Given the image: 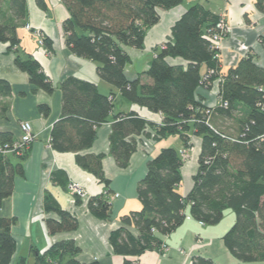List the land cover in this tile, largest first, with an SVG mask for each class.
<instances>
[{"label": "trees", "instance_id": "16d2710c", "mask_svg": "<svg viewBox=\"0 0 264 264\" xmlns=\"http://www.w3.org/2000/svg\"><path fill=\"white\" fill-rule=\"evenodd\" d=\"M185 1L63 0L70 14L63 23L68 49L95 63L101 80L118 89L128 102L162 114L163 123L156 126L135 112L112 117L114 94H102L95 84L69 77L60 84L62 115L52 129L51 147L60 153H75L78 165L108 187L105 155L81 153L93 146L97 129L111 118L110 154L122 168L137 151L136 137L148 126L154 130L156 142L177 136L185 149L190 148L193 136L200 137L199 168L186 196L179 191L184 162L179 150L164 147L149 160L146 176L137 188L142 208L123 216L121 226L111 233L113 253L125 257L123 264H139L127 257L165 249L163 238L185 222L188 208L191 218L205 226L219 224L231 210L235 223L224 236L227 249L244 264H264V68L249 54L221 75L219 50L208 39L209 29L221 17L194 3L174 24L171 37L155 50L146 72L130 79L125 71L131 58L124 48L143 49L148 31L160 22L158 9L168 11ZM255 5L264 13V0H256ZM27 19V0H0V42L9 44L16 66L29 75L35 90L51 94L54 86L39 62L20 48L17 30ZM41 39L51 51L52 42ZM168 58H182L188 64L173 66ZM216 80L220 84L219 104L210 108L197 90L210 89ZM11 94V85L0 80V99ZM6 110L0 106V116ZM39 111L46 116L49 107L41 105ZM16 141L10 133H0V208L13 194L15 178L25 175L24 162L33 143L20 153L2 152L5 144L13 149ZM51 179L67 189L69 180L64 171L52 172ZM109 194L107 191L88 201V210L100 220L111 219ZM74 198L76 205L83 204L80 195ZM43 207L46 213L56 215L45 221L50 235L77 230L76 216L64 210L50 193H46ZM16 222V218H0V264H11L16 253L12 234ZM80 252L75 241H60L42 254L35 251V264H81L77 260ZM20 264H27V258ZM192 264L215 263L198 257Z\"/></svg>", "mask_w": 264, "mask_h": 264}, {"label": "crops", "instance_id": "0c3cea01", "mask_svg": "<svg viewBox=\"0 0 264 264\" xmlns=\"http://www.w3.org/2000/svg\"><path fill=\"white\" fill-rule=\"evenodd\" d=\"M43 2L41 5L39 2ZM256 0H186L171 10L158 9L160 22L151 28L141 50L125 47L131 58L125 71L130 79L146 72L155 58V50L160 48L172 35V27L186 12L187 8L199 3L217 17H222L230 32L221 41L220 74L225 75L235 67L240 59L252 55L256 64L264 68V13L255 5ZM28 19L18 27L20 48L31 54L41 65L43 72L54 86L49 94L41 89L35 90L29 75L15 64V54L9 50L8 43L0 42V80L11 85L12 94L0 99V106L7 110L0 116V133H10L13 139L21 138L20 124L28 121L32 125L35 139L30 153L24 162L25 175L15 178L13 194L4 200L0 208V218H16L12 234L17 250L11 264H20L27 258V264H35V251L46 252L53 244L73 240L81 249L77 260L81 264H123L125 257L113 253L109 238L121 226V218L142 208L137 188L145 178L147 164L164 147H174L183 156V181L179 191L186 196L194 185V176L199 168L202 139L193 136L190 148H184L177 136L169 137L170 143L156 142L155 132L148 126L145 132L136 137L138 148L131 156L126 168L117 164L110 154V136L113 118L97 129V138L91 148L82 155L104 154L103 170L110 181L108 187L93 174L83 170L77 163L75 153H60L51 147V132L62 115V91L60 84L69 77L95 84L105 95L113 96L112 117L118 114L137 113L141 118L156 126L163 123V115L133 104L124 99L120 91L101 80L97 66L92 61L73 54L67 47L63 23L69 18L63 0H27ZM30 26V29L27 28ZM52 42V50L40 45L41 38ZM173 66H187L182 58H168ZM206 71L203 68V73ZM149 82L150 79L144 78ZM219 81L212 83L210 89L198 88L197 94L208 107L219 104ZM49 107L48 115L39 111V106ZM146 134H150L149 137ZM185 152V154H183ZM62 170L69 184L67 189L55 184L52 172ZM78 185L84 196L82 205H76L70 185ZM110 192L112 216L110 220H100L88 210L91 197ZM46 193H50L64 210L76 216L77 230L50 235L46 219L55 214L46 213L43 203ZM171 235L164 237L165 249L146 251L140 256L127 257L139 264H192L194 258L211 260L215 264H244L235 258L224 243V236L235 223L234 213L225 214L223 220L214 226H205L190 216ZM228 217H227V216ZM134 234L137 232L132 229Z\"/></svg>", "mask_w": 264, "mask_h": 264}, {"label": "built area", "instance_id": "2783aa9c", "mask_svg": "<svg viewBox=\"0 0 264 264\" xmlns=\"http://www.w3.org/2000/svg\"><path fill=\"white\" fill-rule=\"evenodd\" d=\"M27 28L30 29V26L27 25ZM208 32H209L208 39L213 44L212 47L219 50L220 43L228 35V33L230 32V28L226 24L225 20L221 17L220 21L216 24V26L209 29ZM40 43L41 45L44 44L42 39L40 40ZM226 105L227 104L225 103V106ZM20 128H21V138L13 144V149L9 146V144H5L2 148L3 153L5 154L11 152L20 153L21 149H23L24 147H26L27 145H29L34 141L35 135L33 134L32 125L30 122L23 121L20 124ZM183 154H185V152H183ZM70 188L71 190H73V192H76L75 194H78L81 197L84 196V194L76 184L70 185Z\"/></svg>", "mask_w": 264, "mask_h": 264}, {"label": "rangeland", "instance_id": "374dc122", "mask_svg": "<svg viewBox=\"0 0 264 264\" xmlns=\"http://www.w3.org/2000/svg\"><path fill=\"white\" fill-rule=\"evenodd\" d=\"M40 45H41V43H40ZM41 46H44V45H41ZM161 142V141H160ZM162 142H164V144H166L167 145V143H170V141H169V138H166V139H164ZM78 186V185H77ZM80 189V188H79ZM71 191H73V190H71ZM76 192H74L73 194H75ZM229 213H233L231 210H227L226 211V213L225 214H227V215H229ZM226 215V216H227ZM228 217V216H227Z\"/></svg>", "mask_w": 264, "mask_h": 264}]
</instances>
